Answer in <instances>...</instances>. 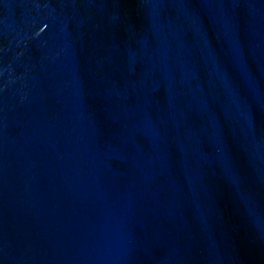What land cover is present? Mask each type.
Returning <instances> with one entry per match:
<instances>
[{"label":"water","instance_id":"95a60500","mask_svg":"<svg viewBox=\"0 0 264 264\" xmlns=\"http://www.w3.org/2000/svg\"><path fill=\"white\" fill-rule=\"evenodd\" d=\"M0 264H264V0H0Z\"/></svg>","mask_w":264,"mask_h":264}]
</instances>
